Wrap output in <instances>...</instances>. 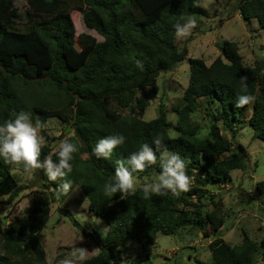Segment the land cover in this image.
Here are the masks:
<instances>
[{"label":"trees","instance_id":"trees-1","mask_svg":"<svg viewBox=\"0 0 264 264\" xmlns=\"http://www.w3.org/2000/svg\"><path fill=\"white\" fill-rule=\"evenodd\" d=\"M27 4L20 11L16 0H0V119L27 112L33 122L43 123L40 132L45 138L49 118L71 122L74 133L65 140L79 146L73 179L90 210L107 223L104 234L94 233L68 209H58L98 246L85 264H125L126 246L152 245L159 233L175 234L200 218L211 224L215 236L209 243L211 263L199 264H255L264 239L258 241L244 231L241 243H230L219 234L226 215L205 210L201 201L211 186L229 183L233 170L246 167L243 150L224 136L221 125L236 135L242 114L251 109L254 136L264 140V58L246 64L238 43L230 40L209 65L190 57L188 85L175 106L177 122L168 119L162 101L157 116L146 120L149 101L157 96L158 77L188 55V47L177 44L174 25L206 15L203 6L194 5V0H27ZM237 8L245 20L256 18L264 28V0H238ZM74 9L82 11L85 25L103 40L87 32L76 39ZM136 60L144 63L143 72L136 68ZM241 77H246L255 96L253 104L242 108L236 106ZM200 98L211 109L207 136L200 134L201 125L192 118ZM117 133L127 140L112 160L92 155L100 138ZM157 135L186 158L190 191L178 198L169 194L144 199L139 186L134 196L106 194L116 161ZM56 150L44 141L41 159ZM145 175L150 173L140 177ZM43 186L47 190L36 194L26 216H15L1 228L0 264H47L42 232L56 192L46 181ZM23 190L11 166L0 161V197L8 196L6 202L11 203ZM256 190L264 201V179L256 183Z\"/></svg>","mask_w":264,"mask_h":264},{"label":"rangeland","instance_id":"rangeland-1","mask_svg":"<svg viewBox=\"0 0 264 264\" xmlns=\"http://www.w3.org/2000/svg\"><path fill=\"white\" fill-rule=\"evenodd\" d=\"M197 2L205 8L206 15H198L195 18L197 26L190 36L176 38L180 47H188V55L173 70L163 72L158 77L157 96L149 101L144 116L146 120L157 116L162 101L167 109L168 119L174 124L177 122L175 106L188 85L190 57L202 58L209 65L222 54L224 42L230 40L238 43L246 64L254 65L264 58V28L256 18L245 20L241 16L237 8L238 0ZM16 5L20 11H24L28 5L27 0H16ZM71 15L76 39L80 33L87 32L97 40H103L96 30L85 25L80 9H74ZM199 101V107L192 118L201 125L202 135V129L209 132L212 116L206 99L200 98ZM125 113L129 114L127 111ZM250 114L251 109L244 111L242 121L237 125L236 135L223 125L220 126L221 132L233 146L243 150L246 167L233 170L229 183L211 186L201 201L205 210L216 209L220 214L226 215V223L219 234L232 244L242 242L244 231L258 241L264 239V201L258 197L256 190V183L264 179V140L254 136V128L249 122ZM45 132L48 138L43 137L44 141L49 142L54 150L58 149L61 141L74 133L70 121L65 122L57 117L48 119ZM171 134L176 135L175 129L171 130ZM11 168L24 190L11 203L6 202L8 196L0 197V230L13 217L26 216V210L32 205L36 194L47 190L46 186H43L46 181L50 191L56 192L50 219L42 232L47 264H60L74 248H84L88 259L96 255L99 249L91 236L58 210L60 207L68 209L87 231L104 234L107 229L106 221L90 210L80 188L64 197L58 194V182L48 181L42 170L25 174L20 169ZM139 179L138 187L143 185L145 176ZM214 236L211 224L200 218L195 220L193 225L178 229L175 234L159 233L152 245L133 243L126 246L123 248V261L125 264H199V261L211 263L209 243ZM263 252L264 247L260 246L255 256V264H264Z\"/></svg>","mask_w":264,"mask_h":264},{"label":"clouds","instance_id":"clouds-1","mask_svg":"<svg viewBox=\"0 0 264 264\" xmlns=\"http://www.w3.org/2000/svg\"><path fill=\"white\" fill-rule=\"evenodd\" d=\"M194 5L198 6L197 0ZM197 26L194 17L184 18L177 22L175 36L185 38L192 34ZM141 72L145 70L141 60L135 61ZM255 102V96L249 92L246 77L240 78V89L236 98V106L244 107ZM44 127L40 121L33 122L29 113L21 111L7 119H0V161L13 168L31 174L34 170H42L48 181L58 182V194L66 197L80 186L73 179L75 160L79 153L78 143L63 140L58 150L41 159ZM208 130L202 129V135ZM126 136L120 133L100 138L91 152L98 160H112L114 152L126 143ZM55 156V159L53 158ZM187 161L178 152L170 150L163 137L157 135L151 143L145 142L133 151L126 159L116 161L115 172L110 177L111 183L105 186L106 194L120 193L122 196H134L140 184V175L145 180L140 188L144 199L152 196L171 195L180 197L190 191L192 179L187 173ZM88 253L84 248H74L65 256L60 264H85Z\"/></svg>","mask_w":264,"mask_h":264}]
</instances>
